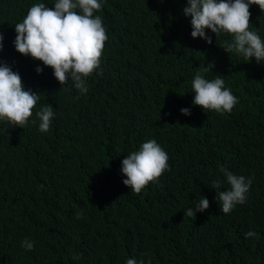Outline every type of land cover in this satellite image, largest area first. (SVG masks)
Instances as JSON below:
<instances>
[{"label":"trees","instance_id":"1","mask_svg":"<svg viewBox=\"0 0 264 264\" xmlns=\"http://www.w3.org/2000/svg\"><path fill=\"white\" fill-rule=\"evenodd\" d=\"M101 2L103 75H91L80 95L14 46V25L30 7L55 0H0V61L40 93L26 129L0 122V264H264V62L229 55L227 34L217 40L206 30L211 45L194 39L187 0ZM250 12L249 29L264 40V12ZM212 63L202 74L220 75L239 99L230 114L192 103L191 81ZM49 103L55 116L41 133L31 121ZM150 139L171 171L136 195L123 183L122 160ZM222 167L252 178L247 202L230 214L211 188L225 180ZM228 187L225 180L221 190ZM204 197L209 209L184 215ZM249 231L256 235L246 238Z\"/></svg>","mask_w":264,"mask_h":264},{"label":"clouds","instance_id":"2","mask_svg":"<svg viewBox=\"0 0 264 264\" xmlns=\"http://www.w3.org/2000/svg\"><path fill=\"white\" fill-rule=\"evenodd\" d=\"M253 5L264 12V0H187L183 13L190 18L194 39L202 38L211 45L213 40L206 30L214 33L217 40L221 34H227L231 40L223 49L229 55L235 53L245 61L255 58L257 63H262L264 40L249 29L250 7ZM102 7L101 0H55L53 7L36 3L30 7L23 21L14 25L17 33L15 49L53 69V75L62 88L71 82L70 87H74L80 95H86L89 91L88 78L98 69L103 75L101 58L108 35L102 16L96 14L102 11ZM4 39L0 32V52L4 50ZM214 66V63L203 66L202 72H198L191 81L194 93L192 103L206 113L230 114L239 103L238 97L225 87V80L220 75L209 80L202 74L213 70ZM35 70L42 74L44 68L38 66ZM39 101L40 93L26 90L19 72L0 61V122L9 124L11 128L26 129ZM181 113L190 116L191 109L182 108ZM54 116V107L49 103L35 112L36 119L31 122L35 124L38 120L39 131L48 133ZM168 161V153L156 140L142 143L139 150L132 151L122 160L121 171L126 177L124 185L131 189V193L139 195L149 183H159L163 174L171 171ZM220 172L229 187L221 190L225 180L217 178L212 181L211 188L217 192L216 200L222 213L230 214L237 205L247 202L252 178L235 175L223 167ZM209 207L210 202L204 197L189 207L184 215L195 218L197 212H204ZM82 218V213L76 214V219ZM255 235V232L249 231L245 237ZM21 246L28 251L34 250V243L29 239H24ZM79 258V255L73 256L74 260ZM126 264L138 262L128 258ZM139 264H145V261L141 260Z\"/></svg>","mask_w":264,"mask_h":264}]
</instances>
